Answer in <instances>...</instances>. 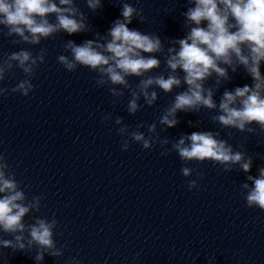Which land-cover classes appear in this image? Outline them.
Here are the masks:
<instances>
[{"label": "clouds", "instance_id": "clouds-1", "mask_svg": "<svg viewBox=\"0 0 264 264\" xmlns=\"http://www.w3.org/2000/svg\"><path fill=\"white\" fill-rule=\"evenodd\" d=\"M187 3L189 6L181 15L188 30L184 38L170 41L172 46L167 48L165 56L167 76L163 73L148 75L160 67L161 61L154 54L163 53L164 45L158 35L128 27L133 19L143 23L145 17L142 10L123 0H120L122 19H116L105 35L95 33V39L85 40L80 45L66 41L64 49L70 56L59 55L57 61L69 72H74L78 65L96 72V85L113 86L109 87L113 97L121 98L124 90H128L131 98L127 112L130 115L140 110L141 98L147 106L154 105L158 100L155 88L171 93L186 85V90L175 95L159 118L164 130L178 125V112H200L201 108H206L217 111L212 121L222 128L255 133L256 129L251 127L255 124L264 132V74L260 70L264 62V0H187ZM86 4L93 13L103 6L102 0H86ZM50 16L55 17V22L50 21ZM205 21L206 27L202 26ZM0 26L7 29L8 37L19 38L12 43L29 45H39L60 32L72 35L91 31L88 17L74 0H0ZM45 55V49L35 56L21 49L0 61V81L14 67L21 69L25 76L11 89L0 87V96L12 92L27 97L34 90L31 78L39 64L44 63ZM241 66L252 78V85L226 89L217 104L213 97L218 88L205 87V82L215 76L216 85H220L221 81L231 79L228 69L235 73ZM178 70L183 71V77ZM129 77L140 78L135 88L131 87ZM103 119L108 121L112 116L109 114ZM114 123L120 125L118 134L126 137L122 140V151L129 149L130 141L142 145L143 149H151L159 142L165 148L162 156L175 151L184 162L209 160L222 165L225 172L238 166L245 174L250 173L253 165L251 156L245 151L234 150L227 140L218 138V132L182 134L171 142L152 135L157 130L155 122L147 125L150 134L147 137L138 130L145 126L142 123L137 124L135 131L129 130L122 117L117 116ZM169 143L171 149L165 147ZM181 173L190 177L193 169L182 167ZM202 178L203 174H198V179ZM246 181L240 187L247 206L264 210V167L258 169L256 176L247 175ZM187 186L190 191L197 188V180H189ZM42 199L41 196L28 198L6 155L0 153V233L12 237L5 239L0 235V249L28 253L35 248L36 264H42L45 255L56 259L64 255V246L58 247L54 238L58 226L55 214L50 219L32 216L41 211ZM26 216H32L31 223L25 222ZM0 259L7 264L2 252ZM67 264L81 262L71 257Z\"/></svg>", "mask_w": 264, "mask_h": 264}]
</instances>
